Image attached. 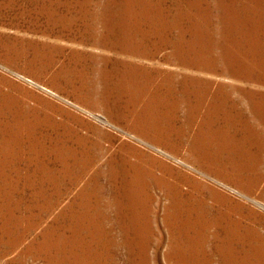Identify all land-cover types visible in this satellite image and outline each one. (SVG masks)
<instances>
[{
  "label": "rangeland",
  "instance_id": "obj_1",
  "mask_svg": "<svg viewBox=\"0 0 264 264\" xmlns=\"http://www.w3.org/2000/svg\"><path fill=\"white\" fill-rule=\"evenodd\" d=\"M0 264H264V0H0Z\"/></svg>",
  "mask_w": 264,
  "mask_h": 264
}]
</instances>
